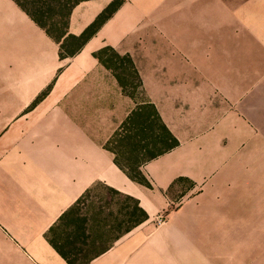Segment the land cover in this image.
<instances>
[{"label": "crops", "instance_id": "crops-1", "mask_svg": "<svg viewBox=\"0 0 264 264\" xmlns=\"http://www.w3.org/2000/svg\"><path fill=\"white\" fill-rule=\"evenodd\" d=\"M114 1L76 5L68 34L80 36ZM119 1L85 45L61 59L59 45L26 13L0 0V264H68L48 233L98 186L119 196L101 202L112 221L97 232L114 235L87 254L88 264H264V0H191L183 22L170 0ZM186 32L201 39L176 36ZM106 48L130 57L179 142L140 167L151 188L131 181L104 148L136 108L94 57ZM222 58L239 75H218ZM164 65L183 71L160 74ZM185 81H229L230 110L213 84ZM254 130L262 138L246 142L262 160L242 170L241 136ZM122 197L147 220L120 234ZM93 227L87 217V233Z\"/></svg>", "mask_w": 264, "mask_h": 264}, {"label": "trees", "instance_id": "trees-1", "mask_svg": "<svg viewBox=\"0 0 264 264\" xmlns=\"http://www.w3.org/2000/svg\"><path fill=\"white\" fill-rule=\"evenodd\" d=\"M12 1L50 39L59 45L61 59L71 57L80 50L101 25L112 16L120 4L119 0L114 1L80 36L74 37L68 34L69 17L73 8L86 0ZM107 53L112 55V60L106 59L105 54ZM94 57L112 71L122 92L131 100H135V95L128 92V88L132 87L133 83L129 82L127 78L130 77L136 82L138 89L142 87V82L130 57H121L111 48L95 53ZM115 60L123 64L121 68L117 67L118 64H115ZM126 69L129 75H127ZM121 71L122 73H120ZM135 105V110L122 123L104 148L114 154L116 166L131 181L151 188L150 182L141 173L140 167L173 151L179 146V142L163 124L155 107L149 101L135 102ZM97 189H103L113 197L119 196L118 193L108 188L98 186L95 190ZM94 191L86 192L48 233L50 245L68 264H88L90 261L88 255H85L87 252L84 253L85 249L90 246L87 217L81 216V213ZM122 200L125 203V213L122 207L121 218L124 217V219L120 221V224L115 219V228L120 230V234L129 232L147 220V215L138 207L135 200L130 197H122ZM94 245L95 243L91 244V246Z\"/></svg>", "mask_w": 264, "mask_h": 264}, {"label": "rangeland", "instance_id": "rangeland-1", "mask_svg": "<svg viewBox=\"0 0 264 264\" xmlns=\"http://www.w3.org/2000/svg\"><path fill=\"white\" fill-rule=\"evenodd\" d=\"M191 3V0H170L169 4H170V9L173 10L174 12H178L180 16H178V20L180 22H183V17L184 15L183 10L184 8H186L189 4ZM182 14V15H181ZM187 36V38L189 39H195V40H200L201 39V35L198 33H177L176 36L179 37H184ZM172 51H177L178 49H171ZM161 51V50H160ZM106 55V59L108 60H112V55L111 54H105ZM177 56H175L174 58H176ZM118 60H115V64H118L117 67L121 68L122 67V63H118ZM233 63H231L230 59L228 58H222L220 62H218L217 66L220 68V72H218V75H226V76H237L240 73V69L238 66H232ZM242 66H245V72L247 70V66L246 63L242 64ZM125 68V67H124ZM127 68V67H126ZM145 69V66H143V70ZM183 71V66L182 65H174V66H169V65H164V66H160L159 68V73H179ZM122 73V71L120 72ZM126 73L127 75H129L127 69H126ZM127 80L129 82H132L133 85L132 87L128 88V92H130L131 94L135 95V100H132L135 104V102H147L149 101V97L146 93V90L143 87V83H142V87L140 89H138V86L136 84V82H134L130 77L127 78ZM172 83H178L177 81H171ZM148 83H151L148 81ZM183 84H196L195 87H202V85L204 84H213L212 87L219 89L222 91V100H223V104L227 105L228 109L230 110L231 107V103H230V95L232 92V87L229 81H216V82H205V81H185L182 82ZM239 89H245L246 88V82H239ZM214 84L216 86H214ZM243 86V87H242ZM241 99V98H240ZM224 101H226V103H224ZM246 114H239L240 118L244 120V122L240 119V124L241 125H245L247 126L246 122ZM247 132V131H244ZM253 135V136H252ZM249 137H254L256 139H261L262 138V133L259 130H254L250 132V135L247 133H244V135L241 136V138L244 140L243 143L240 144L239 146V155H238V165L240 166V169L242 170H251L252 169V164H259L262 160L261 158V154L259 152V150H255V151H251V147L252 144L249 145L246 142V139ZM261 147L262 146H258ZM227 149V148H226ZM252 156H254L252 158ZM254 159V161H252ZM256 168H259V165L255 166ZM187 186H185L186 188ZM190 188H193V185H190ZM193 193V192H192ZM182 195V194H181ZM108 200H114V197L110 194H108L106 191L104 190H100L97 189L94 191V193L92 194L91 198L89 201L86 202L85 207L82 210L81 216H86L89 218H93L94 219V223L96 224V226L98 227H93L95 229H90V231H88V234L90 236V246L92 243H95L94 246H88V248L85 249L86 253L85 255H87L88 253H98L100 251L103 250L104 246H107L108 244L111 243V239L112 236L114 235L113 233H105V232H97L99 230L97 229H101L103 228L105 225H108L112 219L109 215H107L108 213L104 210L101 211L99 210V208H101L102 206H104L106 204V202ZM101 202H103L104 205L101 204ZM123 202V201H121ZM101 204V205H100ZM122 220V219H121ZM120 220V221H121ZM118 221V220H117ZM98 222V223H97ZM118 223V222H117ZM99 224V225H98ZM101 224V225H100ZM115 224V223H114Z\"/></svg>", "mask_w": 264, "mask_h": 264}, {"label": "built area", "instance_id": "built-area-1", "mask_svg": "<svg viewBox=\"0 0 264 264\" xmlns=\"http://www.w3.org/2000/svg\"><path fill=\"white\" fill-rule=\"evenodd\" d=\"M163 222H164V220H162V218H158V219L156 220V224H157V225H161V224H163Z\"/></svg>", "mask_w": 264, "mask_h": 264}]
</instances>
